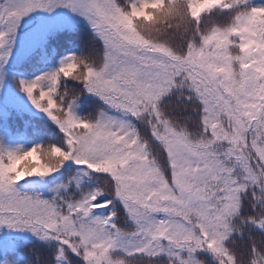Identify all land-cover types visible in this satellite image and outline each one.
Returning <instances> with one entry per match:
<instances>
[{
    "label": "snow or ice",
    "instance_id": "6c2138e0",
    "mask_svg": "<svg viewBox=\"0 0 264 264\" xmlns=\"http://www.w3.org/2000/svg\"><path fill=\"white\" fill-rule=\"evenodd\" d=\"M4 243L264 264V0H0Z\"/></svg>",
    "mask_w": 264,
    "mask_h": 264
},
{
    "label": "trees",
    "instance_id": "16d2710c",
    "mask_svg": "<svg viewBox=\"0 0 264 264\" xmlns=\"http://www.w3.org/2000/svg\"><path fill=\"white\" fill-rule=\"evenodd\" d=\"M28 28L27 26L25 27V31H27ZM77 45H79L80 47H83V44L81 43L80 37H75L73 38V40H69L67 42V47L72 48V47H76ZM63 50V49H61ZM24 237H20V239H23ZM7 240V238H5ZM31 246H29L30 249ZM10 246L8 245V243H4L2 246H0V255H4L7 254L8 252H10ZM24 254H27V250H25Z\"/></svg>",
    "mask_w": 264,
    "mask_h": 264
}]
</instances>
